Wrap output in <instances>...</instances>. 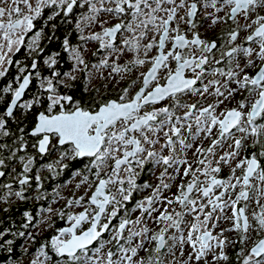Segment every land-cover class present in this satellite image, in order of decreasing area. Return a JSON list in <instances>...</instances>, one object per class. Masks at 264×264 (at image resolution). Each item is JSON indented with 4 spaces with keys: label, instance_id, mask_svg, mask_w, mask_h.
I'll return each mask as SVG.
<instances>
[{
    "label": "snow or ice",
    "instance_id": "6c2138e0",
    "mask_svg": "<svg viewBox=\"0 0 264 264\" xmlns=\"http://www.w3.org/2000/svg\"><path fill=\"white\" fill-rule=\"evenodd\" d=\"M76 7L87 13L77 29L83 31L84 22H98L102 28L80 37L98 41L100 49L107 50L93 67H110L116 74L149 67L140 73L142 86L134 95L125 88L116 99L88 104L61 94L53 79L39 72L46 97L36 95L21 103L33 80L23 66L14 78L17 86L10 83L2 90L11 94V101L0 114V169L19 159L22 172L31 171L34 157L17 156L26 151L25 130L20 128L11 144L2 138L13 136L8 118L14 117L15 109L32 111L46 103L27 133L37 138L32 147L40 154L58 147L61 161L89 158L94 170V182L87 176L83 180L90 188L94 185L89 206L68 214L70 227L51 238L50 250L59 258L56 264H228L229 242L223 232L212 231L222 218L232 221L227 231L241 233L239 243L251 240V232L259 237L247 252L241 249L242 264H264V0H0V78L23 47L29 54L38 51L41 33L36 32L30 43L26 37L45 9L52 10V19L61 13L68 16ZM101 14L119 22L104 27L109 21L101 20ZM200 18L209 21L210 28L227 27L217 39H205L198 30ZM63 45L87 68L78 49H69L67 39ZM127 53L133 56L128 65H109V58L119 60ZM56 62L55 57L44 61L49 67ZM30 67L37 69V63ZM238 95L242 99L235 107L219 110ZM188 97L197 99L189 103ZM161 102L167 103L157 107ZM257 145L258 151L242 155ZM148 164L153 170L162 168L159 184L131 209L140 212L138 217L132 219L127 209L120 216L124 202L140 187L137 169ZM224 167L229 169L227 178L220 175ZM5 175L0 170V177ZM17 178L20 185L29 182L26 175L18 173ZM173 186L176 191L165 195ZM3 187L8 196L24 198L22 192H12V184ZM83 200L68 204L82 206ZM226 209L231 216L217 215ZM59 215L63 218L65 213ZM46 248L48 244L31 264L51 259Z\"/></svg>",
    "mask_w": 264,
    "mask_h": 264
},
{
    "label": "flooded vegetation",
    "instance_id": "af4514ba",
    "mask_svg": "<svg viewBox=\"0 0 264 264\" xmlns=\"http://www.w3.org/2000/svg\"><path fill=\"white\" fill-rule=\"evenodd\" d=\"M50 15H52V10L45 9L44 14L34 22L35 27L33 31L26 37V43H30L31 37L36 32L41 33L38 51L29 54L28 49L23 47L19 53H15L11 57L13 64L8 67V72L5 77L0 78V114L6 111V107L10 105L11 101V94L3 93L2 90L10 83L14 87L17 86L14 78L20 74L18 73V67L20 66L25 67L27 71L33 74L32 83L26 89L21 103L25 100L32 99L36 95L46 97L47 93L39 86L40 80L36 75L37 72H39L40 77L52 78L54 84L57 86V90L61 94L71 95L75 100H80L78 94L80 64L76 63L75 59L70 55V52L66 51L63 45V41L67 39L69 41V49L76 48L81 52L80 29L76 27L81 19L79 8H74L73 13L68 16L61 13L59 16L49 19L48 17ZM41 19L43 24L40 23ZM46 20L52 25L50 26L51 28H47L45 25ZM101 20L109 21L104 27H109L119 22L106 14H101ZM209 23V21L203 18H200L198 21V30L205 39H217L222 29L227 27L226 25H220L210 28ZM90 27L92 28L91 35L102 31L98 22H91ZM181 27L184 28L185 26L181 25ZM82 41L83 43L85 42L84 40ZM117 42L119 43V40ZM49 43H59L60 45L57 49L53 48V50H50L48 48ZM86 43L93 44L90 50L85 49L88 53L86 61L97 60L95 63H90V65H97L107 54V50L100 49L98 41L87 40ZM52 57H55L57 62L55 65L49 67L44 61ZM132 58V53L121 56L119 60H115V56H113L109 58V65L114 61L122 66L128 65ZM33 61L37 63V69L35 70L30 67ZM148 67V65H145L144 67L136 68H140L141 72H145ZM106 68L111 71L110 67ZM136 68H133V70ZM132 71L129 73H121L114 77L115 83L111 84L110 89L104 93L98 94V87L91 88L92 94L89 97L90 102L94 103L101 100L116 99L123 93L125 88H129L130 96L134 95L142 85L140 82V74L136 75ZM56 73L60 75L57 76L55 75ZM23 74H27V72ZM68 74L74 76L75 79H71ZM60 80L64 81L63 84L57 83ZM134 81L135 83H133ZM186 99L187 102L191 103L195 102L197 98L188 97ZM240 99H242V96L238 95L230 104L226 103L225 105H221L219 110L222 111L225 107H235L237 100ZM201 102L203 103V100ZM164 103L167 102H161V105H157V107L162 106ZM44 107H46V103L43 106L34 108L32 111H26L19 107L15 109L14 117L8 118V128L13 136L11 139L2 138L3 142L11 144L12 140L21 134L19 129L23 128L26 136V151L18 152L17 156L34 157V163L31 171L28 173L22 172V164L19 159L8 161V167L6 169H0L6 172L4 177H0V264H31V261L36 258L38 250L45 244H48V248L45 250L49 252L51 259L44 262V264H56L59 258L55 257V254L50 250L51 238L58 235L60 229L70 227V222L67 219L68 214L76 215L84 211L89 206V198L94 191L93 185L85 195L80 194L79 179L81 176L82 178L87 176L89 182L95 181V176L92 174L94 170H91L89 167V158L75 160L64 159L61 161V154L58 147H50V150L45 154H40L37 148L32 147L37 138L28 136L27 133L34 127L36 116L39 111H43ZM258 150V145L256 148L250 146L242 155H247ZM190 153L191 151L187 155L189 156ZM5 155H7L6 152ZM12 168H15V172L12 171ZM155 169L153 170L151 164L146 165L143 170L137 169L139 175L136 178V182L140 187L133 192L131 201L124 202V207L120 210V216H124L125 210L127 209V214L133 219L134 212L131 209L135 208L137 202L144 200V192H153L154 187L159 184H155L152 179ZM158 169V173L160 174L162 168L158 167ZM18 173L28 177L29 182L26 185L19 184V179L17 178ZM225 174L221 177L227 178L228 176ZM145 183L153 187H142ZM5 184H12V192L20 191L23 193L24 198L21 199L14 194L8 196V189L3 187ZM110 187L111 192L115 193L116 188L113 186ZM80 197H84V200L81 201L82 206L75 204L71 207L69 206V201L77 200ZM117 198L119 199V196ZM49 209H51V212H49ZM60 212L65 213L63 218L59 215ZM115 223L116 221L114 220L113 224ZM82 227L86 229L88 225L85 224ZM151 227L155 229L156 226L151 225ZM239 235L241 236V233ZM257 238L259 237L255 239ZM255 239L249 240L246 243L248 244V249L253 245ZM8 241H12V244L9 245ZM243 245L240 243L238 247L240 248ZM9 247L12 249L11 252L7 250ZM239 248L238 251H240ZM41 260L43 261L42 257Z\"/></svg>",
    "mask_w": 264,
    "mask_h": 264
},
{
    "label": "rangeland",
    "instance_id": "374dc122",
    "mask_svg": "<svg viewBox=\"0 0 264 264\" xmlns=\"http://www.w3.org/2000/svg\"><path fill=\"white\" fill-rule=\"evenodd\" d=\"M85 7H87V6H85ZM79 11H80L81 16L87 14L84 9L79 8ZM80 22H81V19H80ZM81 29L83 31L80 30V35L88 37L89 35L92 34V28L90 27V23L89 22L81 23ZM84 41L85 42L83 43V50H82L81 54H82V58L85 61V64L87 65L86 59L88 58V53L85 51V49L90 50V48L93 46V44L86 43L87 40H84ZM105 57H106V55L103 58H105ZM99 64L100 63H98L97 65H99ZM87 67L88 68H85V65L80 64V72H79V74L81 75V72L83 70H86L85 77H86V80H87V83H88L87 87L89 89H91L93 87H98V94L99 93H104V92H106V91H108L110 89V85L111 84L115 83L114 77H116L118 74L111 72L106 67L97 69V68L93 67V65H90V64L87 65ZM132 72L134 74H136V75H139L140 72H141V69L140 68H136ZM206 144L207 143H205V145ZM188 158L190 160L192 159V152L189 154ZM158 172H159V169L156 168L155 172H154V175L152 177V179H153L155 184L159 183L158 177H159L160 174ZM225 173H227V174H225ZM224 174L227 175V176L230 174L228 167H224L223 171L221 172V176H224ZM83 180H84V178H82V176H81L80 179H79L80 194L81 195H85L90 190L89 183H83ZM175 183H179V179H177V181ZM175 191H176L175 186H173L171 191H165V195L171 196L172 192H175ZM151 194H152V191H148L146 193L144 192L143 199H145L146 197H149ZM254 207H255L254 204L250 205V207H249L248 213H249V218L250 219H251L250 213H251L252 208H254ZM231 214L232 213H231L230 209H226L224 211V213H217V215H220L221 217L231 216ZM139 215H140V212L138 210L135 211L133 213V219H135ZM150 226H151V224H150ZM231 228H232V221L222 218L219 222H217L216 227L214 229H212L213 235H219L221 232H223V238H226L227 241L229 242L228 245L225 248V251L227 252V254L234 247L236 241L238 240V238H236V237H240V235L238 236V234L240 232L227 231V229H231ZM250 236H251V240H253L256 237H258L257 233H255V232H251ZM242 248L245 250V252H247L248 251V244H244L242 246ZM209 260H211V256H209ZM219 263H221V262H216V264H219ZM201 264H203V262H201ZM241 264H242V262H241Z\"/></svg>",
    "mask_w": 264,
    "mask_h": 264
},
{
    "label": "trees",
    "instance_id": "16d2710c",
    "mask_svg": "<svg viewBox=\"0 0 264 264\" xmlns=\"http://www.w3.org/2000/svg\"><path fill=\"white\" fill-rule=\"evenodd\" d=\"M40 23L43 24L42 19H41ZM45 25L47 26V28H51L50 26H52L48 22V20L45 21ZM54 26L56 27V25H54ZM80 37H81V35H80ZM80 40H81V52H82V50H83V41H82V39H80ZM59 45H60L59 43H49L48 44V48L50 50H53V48L57 49ZM91 62L95 63L96 60H93V61H88L87 60L86 61L87 65H89ZM85 73H86V70H83L81 72L80 79H79V82H78V94H79L80 101H82L84 104H88V103H91L90 100H89V97L92 94V92H91V89H89L87 87L88 83H87V80H86V77H85ZM74 95H76V94H74ZM239 239H240V237L238 238V240L235 243L234 247L228 253V256L230 258L228 264H241V262H242V257H240L238 255L240 253L241 249H242V246H240V248L238 247L240 245V243L238 242ZM238 248H239L240 251H238ZM219 264H224V262H221Z\"/></svg>",
    "mask_w": 264,
    "mask_h": 264
},
{
    "label": "water",
    "instance_id": "95a60500",
    "mask_svg": "<svg viewBox=\"0 0 264 264\" xmlns=\"http://www.w3.org/2000/svg\"><path fill=\"white\" fill-rule=\"evenodd\" d=\"M253 245H251V247H252ZM250 249V248H249Z\"/></svg>",
    "mask_w": 264,
    "mask_h": 264
}]
</instances>
